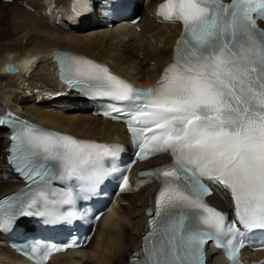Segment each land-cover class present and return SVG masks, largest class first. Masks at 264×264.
Segmentation results:
<instances>
[{
  "label": "snow or ice",
  "instance_id": "1",
  "mask_svg": "<svg viewBox=\"0 0 264 264\" xmlns=\"http://www.w3.org/2000/svg\"><path fill=\"white\" fill-rule=\"evenodd\" d=\"M158 14L180 22L184 35L153 90L135 89L108 68L75 56L58 57L61 78L84 96L128 101L123 114L138 158H172L169 166L143 173L163 179L158 219L149 221L140 264H206L209 241L238 264L247 242L236 224L248 232L264 230V0H165ZM18 123L9 162L32 194L27 201L22 197L29 192L0 203V231L13 229L21 217L47 224L79 220L76 201L97 193L118 171L114 165L123 149ZM54 180L65 187L49 191ZM213 187L230 193L235 222L207 203ZM56 204L72 210L49 207ZM88 239L32 245L33 252L45 249L33 259L45 264L53 252L82 247Z\"/></svg>",
  "mask_w": 264,
  "mask_h": 264
},
{
  "label": "bare ground",
  "instance_id": "2",
  "mask_svg": "<svg viewBox=\"0 0 264 264\" xmlns=\"http://www.w3.org/2000/svg\"><path fill=\"white\" fill-rule=\"evenodd\" d=\"M160 1L149 0L139 9L142 19L136 26L128 21L110 26L100 24L104 20L93 22L89 16L81 17L88 15L87 8L76 15L71 0H0V114L13 110L70 136L102 142L123 135L122 125L95 116L87 102L59 81L53 56L59 50L83 54L107 64L135 84L152 85L171 61L172 48L180 34L177 23L154 17L153 7ZM22 58L30 60L28 71L15 75L3 71L6 63ZM8 137L9 132L0 129V196L20 184L8 164ZM133 174L141 189L119 198L100 221L89 246L56 255L48 264H130L141 256L146 228L144 210L155 184L150 178L139 180ZM222 194L211 199L228 208L225 201L229 199ZM212 258L209 264L222 261L221 254ZM0 261L21 263L2 239Z\"/></svg>",
  "mask_w": 264,
  "mask_h": 264
},
{
  "label": "water",
  "instance_id": "3",
  "mask_svg": "<svg viewBox=\"0 0 264 264\" xmlns=\"http://www.w3.org/2000/svg\"><path fill=\"white\" fill-rule=\"evenodd\" d=\"M29 61L30 60L27 58H22L15 63L8 62L3 66V71L7 74H10V75H15V74H18L20 72H26L29 69ZM10 66L15 69L14 72H11L8 70Z\"/></svg>",
  "mask_w": 264,
  "mask_h": 264
}]
</instances>
